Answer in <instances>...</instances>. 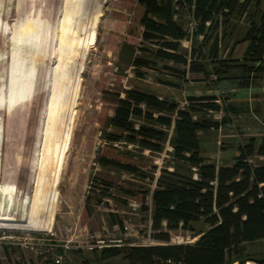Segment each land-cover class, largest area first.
<instances>
[{"label": "rangeland", "instance_id": "rangeland-1", "mask_svg": "<svg viewBox=\"0 0 264 264\" xmlns=\"http://www.w3.org/2000/svg\"><path fill=\"white\" fill-rule=\"evenodd\" d=\"M5 1L0 0V80L5 76L6 57L10 54L9 38L19 23L29 20L34 25L23 29L25 51L19 54L17 100L12 108L6 101L4 113L0 114V183L15 187L10 203L13 213L5 227L0 228V237L44 238L64 244L69 264H130L122 255L100 260L98 249L93 250L95 246H101V251L114 245H164L150 237V197L145 199L148 211L144 212L137 202L117 201L121 195L112 185L152 190L161 168L173 170L169 136L160 153L122 143L105 153L102 133L109 129L108 118L117 97H124V90L149 92L176 101L181 107L188 97H198L208 89L213 94L216 87H226L209 77L193 81L196 76L180 73L187 71L186 66L156 59L153 50L157 46L143 41L139 26L133 25L136 0H98L82 18L66 11L67 0ZM188 16L183 10L180 18L189 33L187 39L180 41V50L186 56L191 47L189 37L192 41L200 38L192 35ZM247 27L245 19L236 21L235 31L226 38L227 45L221 48L220 56H227L231 48L232 57L242 56L245 45L236 41L241 40ZM134 58L148 60L149 67L133 65ZM257 84L264 89V77L258 78ZM261 90L257 94L262 101L252 104L251 110L243 108L239 117L222 108L227 125L220 132L210 130L200 135L206 138L205 151L218 148V142L229 143L225 148H234L232 139H246L238 135L261 131L262 125L254 123H264ZM250 112L257 113L256 118ZM241 122L246 125L240 126ZM101 152L137 165L149 178L139 180L101 167L96 162ZM205 227L199 220L192 223L191 230H172L169 243H192L196 240L191 241L192 236ZM35 259L33 251L23 245L7 241L0 244V264H22Z\"/></svg>", "mask_w": 264, "mask_h": 264}, {"label": "trees", "instance_id": "trees-1", "mask_svg": "<svg viewBox=\"0 0 264 264\" xmlns=\"http://www.w3.org/2000/svg\"><path fill=\"white\" fill-rule=\"evenodd\" d=\"M97 2L67 0L65 7L68 13L82 18ZM183 10L194 21L192 35L200 37L192 41L190 35L187 56L180 50V41L189 36L180 21ZM239 18L248 25L243 38L236 41H246L245 50L240 59L231 58L232 48L222 57L220 50L226 47V38L235 31ZM132 22L139 26L143 41L157 46L153 50L156 59L186 66L187 71L180 73L196 76L193 81H205L213 73L218 81L237 79L244 87L249 79L264 76V0H136ZM133 63L149 67L150 62L134 58ZM213 99L211 95L191 96L188 105L180 108L176 101L137 89L124 90V97H117L108 118L109 129L102 133V151L122 143L160 153L169 136L173 170L161 168L152 190L112 185L121 195L117 201L137 202L144 212L148 211L145 199L150 197V237L165 244L103 247L101 258L122 255L130 264H231L233 260L264 264V256L241 257L243 243L264 240V136L257 146L254 138H248L230 165L216 167L207 162L201 155L198 133L219 125L205 115L207 109H219ZM105 153L97 156L101 167L139 180L149 178L137 165ZM256 156L262 161L254 164ZM199 220L207 228L192 236H198L194 242L169 243L170 231L191 230L192 223Z\"/></svg>", "mask_w": 264, "mask_h": 264}, {"label": "crops", "instance_id": "crops-1", "mask_svg": "<svg viewBox=\"0 0 264 264\" xmlns=\"http://www.w3.org/2000/svg\"><path fill=\"white\" fill-rule=\"evenodd\" d=\"M243 36H244V34H243ZM241 38H243V37H241ZM242 42H243L242 44H244L245 47H246L247 42L246 41H242ZM245 47H244V49L242 51V54H243V52L245 50ZM231 54H232V51H231ZM231 58L240 59L241 57L240 58H236V57H232V55H231ZM260 80H261V78H260ZM200 83H202V82H200ZM257 83H258V79H255L254 81L249 79L248 85L242 87V86L239 85V80H237V79H230L229 78V79L221 80L220 81L221 86L223 85L222 87H226V90L229 91V96L225 100V102H224L225 106L223 107L225 109V112H230L231 111L233 113V114L231 113L232 115H234L235 117H239L240 116V112H242L241 110L243 108H244L243 110L246 111V108L247 107L248 108L251 107V105L254 104L255 102L257 103V101H262L261 100V96L259 95L261 93L260 92L261 87L259 88ZM223 89H225V88H223ZM262 90H264V89H262ZM209 91H210V89L204 91L203 94H200V96H202V95H211V96H213L212 94H209ZM262 92H264V91H262ZM257 93H259V94H257ZM185 100H187V99H185ZM263 101H264V98H263ZM227 106H229V108L226 111ZM249 109L251 110V108H249ZM250 113L252 114L253 117L257 115V113H254V112L253 113L250 112ZM262 113L264 114V109L262 110ZM254 118H256V117H254ZM259 122L260 121L258 120V121L254 122V123H256L258 126L262 125L263 128L261 129V131H259L258 129H255V131H256L255 133H247L246 132V133L238 135V137L242 136V137H246V139L242 140V139L238 138L237 141L232 139V141L235 142L234 148H230L232 150H230L228 148H225V147L229 146V143H227L228 145H225V144H220V142H218V144H219L218 148L216 147L215 150H210V151L207 150V151H205V148H206V140L205 139L206 138H205V136L200 137L201 134L204 135V132L198 133L200 149L202 148L204 150V153L201 150V155L206 158L207 162L214 164L216 167L219 166V165H230V164H232L234 159L239 154L238 147L240 145L244 144L248 138H250V137L254 138V140H255L254 143H255L256 146L259 144L260 138L264 136V123H262V122L259 123ZM242 124L246 125V122H241L240 126ZM244 128H245V130L250 131V127L244 126ZM213 130L214 129H212V131ZM209 131L210 130L206 131V133H208ZM224 136L225 135H221V138H223ZM232 137H236V135H232ZM202 140H203V142H201ZM230 143H231V141H230ZM254 161H255V163L261 162L262 161V157L261 156H256L255 158H253V162ZM206 228L207 227H205L204 230H206ZM197 237L198 236L192 237L191 241L194 240V239H197ZM105 247H112V246H105ZM95 249L100 250V248H98V247L94 248L93 250H95ZM98 250H96V252L100 253V251H98ZM258 256H264V240H257V241H253V242H248V243H243L242 244V251H241V257L242 258L258 257ZM114 257H116V256L108 257V258H100V260L103 259L102 261H105L107 259H112ZM246 262H251L252 264H256L252 260H248ZM30 263L31 264H38L37 258L35 260H33V262H22V264H30ZM231 264H238V261L233 260L231 262Z\"/></svg>", "mask_w": 264, "mask_h": 264}, {"label": "bare ground", "instance_id": "bare-ground-1", "mask_svg": "<svg viewBox=\"0 0 264 264\" xmlns=\"http://www.w3.org/2000/svg\"><path fill=\"white\" fill-rule=\"evenodd\" d=\"M6 2L7 1H5V4H6ZM1 14H3V13H1ZM10 14H11V12H10ZM3 21H2V23H3ZM30 24H31V26L34 25V23H32V22L30 23L29 20H26L25 22L19 23L17 26V29L15 30V32H13L12 37L9 38V40H8L9 41L10 54L7 55V57H6L7 58L6 60H8V61H7L6 71L4 73L5 76L2 77L3 79L1 78V80H0V114L4 113V109L6 107V101H7V103H10L9 108H12L11 104H13L17 100V97H18L17 93L19 90V83L18 82H19V78H20V74L18 73L19 72L18 67H19V60L21 59V58H19V54L25 51L24 50V38L25 37H24V30L23 29H25V25L28 27V26H30ZM10 26L12 27V24H10ZM13 29H14V27H13ZM17 41L20 43H18ZM1 71H3V69ZM4 74H1V76ZM0 189H2V191H0V228H4L7 221H8L9 215H11L13 213V207H10L11 206L10 203L13 199L15 187H14V184L0 183Z\"/></svg>", "mask_w": 264, "mask_h": 264}, {"label": "built area", "instance_id": "built-area-1", "mask_svg": "<svg viewBox=\"0 0 264 264\" xmlns=\"http://www.w3.org/2000/svg\"><path fill=\"white\" fill-rule=\"evenodd\" d=\"M191 25L194 26V21L192 19V16H188ZM209 80L216 82L217 77L215 74L210 73L208 74ZM213 101L215 104L218 105V110H211L207 109L205 112L206 117L210 118L211 120H214L219 123L218 127L214 130L220 132L222 128L227 125V123L222 122V108L225 106V100L229 96V91L223 88L216 87L213 90ZM181 107H186L188 105V101L181 102ZM183 106V107H182ZM195 176V175H194ZM125 230L128 228L126 225L123 227ZM33 240V242H30V240ZM27 240V241H26ZM4 241H7L9 244H20L24 247L28 248L29 250L33 251L35 257L37 258L38 264H69L67 262L66 258V245H59L57 243L52 242L51 240H46L44 238H21L20 236H1L0 237V243H4ZM106 245V244H105ZM111 245V244H110ZM115 246V245H114ZM100 248L101 246H95L94 248ZM245 264H252L251 262H246Z\"/></svg>", "mask_w": 264, "mask_h": 264}, {"label": "snow or ice", "instance_id": "snow-or-ice-1", "mask_svg": "<svg viewBox=\"0 0 264 264\" xmlns=\"http://www.w3.org/2000/svg\"><path fill=\"white\" fill-rule=\"evenodd\" d=\"M0 191H2V189H0Z\"/></svg>", "mask_w": 264, "mask_h": 264}]
</instances>
